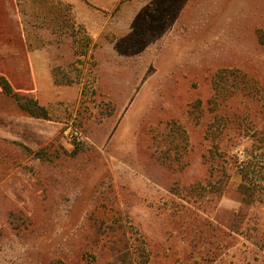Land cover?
<instances>
[{
    "label": "rangeland",
    "instance_id": "obj_1",
    "mask_svg": "<svg viewBox=\"0 0 264 264\" xmlns=\"http://www.w3.org/2000/svg\"><path fill=\"white\" fill-rule=\"evenodd\" d=\"M260 35L264 0H1L0 78L54 82L50 121L0 85V264H264Z\"/></svg>",
    "mask_w": 264,
    "mask_h": 264
},
{
    "label": "trees",
    "instance_id": "obj_2",
    "mask_svg": "<svg viewBox=\"0 0 264 264\" xmlns=\"http://www.w3.org/2000/svg\"><path fill=\"white\" fill-rule=\"evenodd\" d=\"M260 41L262 44H264V35H260ZM238 78L239 77H238L237 71L226 70V69L219 70L216 73L215 79H214V89H215L216 95L212 99L213 102L217 101V99L219 97H221V100H222L221 102L223 103V102L227 101L226 99H230L234 95L241 94V89H240V87H238L237 91L235 93H229L228 92V97H226L227 88H225V86L223 84V83H227L229 80H231L233 84L241 85L238 82ZM56 84H57V81H56ZM60 84L61 83L58 82L57 85L60 86ZM0 85H1V88L6 95L14 96L16 98L20 108L29 116H31L33 118H37V119H43V120H49V121L53 120V117L50 114L49 109L47 107H45L44 105L40 104L37 96H20V95L14 94L11 85L9 84V82L4 77L0 78ZM260 112L264 115V104H261ZM234 113H235V115L240 116L239 109H236L234 111ZM253 137L256 139L255 141H257V144H259L258 146L264 148V125L262 127H259V128L254 130V136ZM254 151L257 152V151H259V149L256 147V148H254ZM252 153L253 152H250L249 150L246 149L247 160L243 162L242 169H241V172L243 173V177H244L245 181H247L249 179V176L251 174L253 175V173H251L249 168H251V167L253 168L254 166H257L259 163V159L258 160L254 159L255 163L252 160H250L251 159L250 156ZM261 157H262V155L260 154L259 158H261ZM251 180H252V178H251ZM256 184L257 183L255 181L254 186H256ZM240 187L245 192L251 194V192H252L251 187L249 185H247V183L241 184ZM126 248H127V251H126ZM130 252H131V248L129 246H126L125 250L121 249V252H119L118 258L120 260H122L121 262L123 264H134V262H132V259L130 257Z\"/></svg>",
    "mask_w": 264,
    "mask_h": 264
},
{
    "label": "crops",
    "instance_id": "obj_3",
    "mask_svg": "<svg viewBox=\"0 0 264 264\" xmlns=\"http://www.w3.org/2000/svg\"><path fill=\"white\" fill-rule=\"evenodd\" d=\"M30 58H31V61H32L33 77H34V81H35V85H36L35 93L38 96L40 104L45 106V104L47 103L48 100H45L43 98V92L41 91V85H40L41 83H40V80L38 78V73H37V65H39V66L42 65L43 68H45L46 71L50 72V75L52 77V73H51V69H50V66H49L48 58L46 57V55H42V53H40V52L32 53L30 55ZM52 80H53V77H52ZM53 82H54V80H53Z\"/></svg>",
    "mask_w": 264,
    "mask_h": 264
}]
</instances>
